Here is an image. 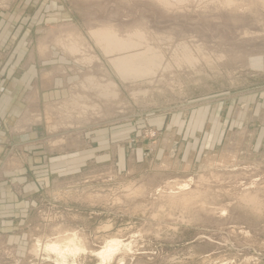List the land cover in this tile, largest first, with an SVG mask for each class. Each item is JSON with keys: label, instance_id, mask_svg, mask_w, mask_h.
Returning <instances> with one entry per match:
<instances>
[{"label": "rangeland", "instance_id": "374dc122", "mask_svg": "<svg viewBox=\"0 0 264 264\" xmlns=\"http://www.w3.org/2000/svg\"><path fill=\"white\" fill-rule=\"evenodd\" d=\"M220 1L0 0V78L16 63L15 77L59 65L60 85L47 88L69 90L32 101L15 124L43 130L50 183L35 181L28 213L0 233V264H59L45 245L71 234L87 250L66 264H101L92 250L112 238L121 247L107 264H264V4L240 0L234 19ZM102 26L122 38L143 31L162 52L152 74L119 73L120 51L92 34ZM45 81L24 97L41 103ZM108 81L116 92L105 96ZM63 159L64 174L47 166ZM256 190L262 205L252 208L241 196Z\"/></svg>", "mask_w": 264, "mask_h": 264}, {"label": "crops", "instance_id": "0c3cea01", "mask_svg": "<svg viewBox=\"0 0 264 264\" xmlns=\"http://www.w3.org/2000/svg\"><path fill=\"white\" fill-rule=\"evenodd\" d=\"M55 54L57 55L56 51ZM50 60L51 65L56 64L59 63L61 57L57 55L55 61L54 59ZM15 65L18 66L7 70V78H0V86L7 85L9 87L7 89L8 93L4 97H0V233L11 230L17 219L28 213L31 208L30 199L34 197L36 192L40 191L39 188H36L35 181L42 180L43 187L48 186L50 183L48 177L50 174L45 169V162L49 161L50 156L45 153V149L44 151H37L40 150L38 148L43 146L39 141L42 138L43 130L39 126H35L36 128L32 132L18 133L17 130H20L23 126L17 125L18 127H15V124L25 112H27V115L29 112L31 113L30 107L37 106L35 103L31 104L32 101L39 102L38 105L41 107V104L44 106L47 102L52 103L56 100L66 99L69 94V90L65 87L54 90L47 88L48 84L50 86L54 84L56 87L60 85L62 78L51 77L58 72L59 65L56 70L53 68L48 73L44 72V74L40 72L37 64L27 65L29 67L26 72L22 73L21 77H15L14 74L18 70H22L23 67L19 66V63ZM40 79L46 80L44 82L46 88L41 90V103L40 97H24L27 87H30L32 92L36 87H39ZM25 130H28V128ZM20 160H23L25 164L21 170L17 171L14 167L17 166L16 164ZM70 160H58L54 163H48L47 166L62 172L59 174H64L68 167L72 166L69 163ZM5 162H7L6 166ZM58 162L61 164L56 165ZM29 180L33 181L29 182Z\"/></svg>", "mask_w": 264, "mask_h": 264}, {"label": "bare ground", "instance_id": "6f19581e", "mask_svg": "<svg viewBox=\"0 0 264 264\" xmlns=\"http://www.w3.org/2000/svg\"><path fill=\"white\" fill-rule=\"evenodd\" d=\"M260 1L262 4H264V0H260ZM239 4H240V0H221L220 5L218 6L219 8L218 10L220 9L223 10L224 8L227 14L234 17V19H237L236 17L237 15L235 14L238 11ZM259 19L260 18L257 17V20ZM92 34L99 43L105 44L104 48L107 53L111 54V53H116L120 51L118 52L119 55L114 54V56L111 57V61L113 62V64L115 65L119 73H121L127 79L137 78V77H142L144 75L152 74V72L154 71L153 70L154 67L160 63V60L162 58V52L160 50L156 52L151 47L150 43L148 45L145 33L141 30H135L132 33H129L127 34V36L122 38V36L117 34L116 29H114L113 27L102 26L101 28L94 29L92 31ZM142 43H145V44H142ZM141 45H144V47L146 46L147 49L142 52L137 51V52L131 53L132 51L136 50L137 47ZM181 45L183 47H186L185 43H181ZM75 48L76 46L73 45L71 49L74 50ZM188 57L190 60L193 59L192 55H188ZM141 59L143 60V62H141ZM105 87H106L105 96L109 94V92L107 91L108 89H110V92L112 91L113 93L116 92L115 91L116 83L114 81L112 82L108 81ZM69 105H70L69 101H67L64 104H61L60 107L62 109H66L69 107ZM189 186H190L189 182L185 181V182L178 184V189L180 191H185L189 189ZM159 190H161V188ZM192 197H195V192L191 191L190 193L182 192V194L178 196H172V199L179 200V202H186V201L191 200ZM241 198L249 206H252V208H258L262 205L258 197L257 190L255 192H246L242 194ZM120 247H121V240L117 238H112L108 240L106 245L103 246L100 250H96V251L92 250V252L95 253L101 259V264H107L114 258L115 254L120 249ZM45 249L53 253H56L59 256L60 258L58 261L59 264H66L68 255H76L80 253L81 251L87 250L86 246L79 240L77 235H74V234L67 235L62 240L57 239V240H52L46 243Z\"/></svg>", "mask_w": 264, "mask_h": 264}]
</instances>
